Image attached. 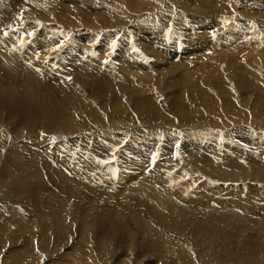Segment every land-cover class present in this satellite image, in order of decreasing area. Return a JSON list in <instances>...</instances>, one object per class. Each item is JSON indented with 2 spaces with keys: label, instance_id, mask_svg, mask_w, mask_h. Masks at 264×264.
Instances as JSON below:
<instances>
[{
  "label": "rangeland",
  "instance_id": "374dc122",
  "mask_svg": "<svg viewBox=\"0 0 264 264\" xmlns=\"http://www.w3.org/2000/svg\"><path fill=\"white\" fill-rule=\"evenodd\" d=\"M248 200L264 0H0V264H264Z\"/></svg>",
  "mask_w": 264,
  "mask_h": 264
},
{
  "label": "bare ground",
  "instance_id": "6f19581e",
  "mask_svg": "<svg viewBox=\"0 0 264 264\" xmlns=\"http://www.w3.org/2000/svg\"><path fill=\"white\" fill-rule=\"evenodd\" d=\"M97 1V0H96ZM111 1V0H110ZM124 1V0H123ZM132 1V0H131ZM137 1V0H136ZM108 2H109V0H108ZM19 3H21V2H19ZM125 3V2H124ZM142 3V2H141ZM203 3H205V2H203ZM127 4V3H126ZM131 4H134V3H131ZM12 5V4H11ZM24 5V4H23ZM90 5V4H89ZM137 5V4H136ZM135 5V6H136ZM139 5V4H138ZM87 6V5H86ZM92 6H94V5H92ZM129 6V5H128ZM141 6V5H140ZM67 7V6H66ZM198 7V6H197ZM203 7H205V6H203ZM80 8V7H79ZM206 8H207V6H206ZM87 9V8H86ZM204 9V8H203ZM212 9V8H211ZM132 10V9H131ZM202 10V9H201ZM207 10V9H206ZM92 11V10H91ZM133 11V10H132ZM150 11V10H149ZM204 11V10H203ZM220 11V10H219ZM152 12V11H151ZM197 12V11H196ZM79 13V12H78ZM96 13V12H95ZM102 13V12H101ZM260 13V12H259ZM74 14V13H73ZM89 14V13H88ZM108 14V13H107ZM244 14V13H243ZM81 15V14H80ZM141 15V14H140ZM95 16V15H94ZM97 16V15H96ZM233 16V15H232ZM73 17V18H72ZM105 18H106V15L104 16ZM70 18V17H69ZM71 18L74 20V16H71ZM70 18V19H71ZM94 18H96V17H94ZM102 18V17H101ZM120 18V17H119ZM86 19V18H85ZM109 19H110V16H109ZM136 19V18H135ZM160 19V18H159ZM77 20H79V19H77ZM112 20V19H111ZM114 20H116V19H114ZM75 21V20H74ZM104 21H106V20H104ZM108 21L109 20H107V23H108ZM113 21V20H112ZM117 21V20H116ZM77 22V21H76ZM94 22V21H93ZM100 22V21H99ZM98 22V23H99ZM260 22V21H259ZM69 23H71V22H69ZM86 23V22H85ZM88 23V22H87ZM97 23V24H98ZM110 23V22H109ZM115 23H117V22H115ZM258 23V22H257ZM72 24V23H71ZM70 24V25H71ZM120 24V23H119ZM80 25V24H79ZM85 25V24H84ZM89 25H90V23H89ZM112 26V25H111ZM111 26L109 27V28H111ZM81 27V26H80ZM82 27H83V25H82ZM85 27H86V25H85ZM95 27V26H94ZM100 27V26H99ZM113 27V26H112ZM74 28V27H73ZM89 28V27H88ZM96 28V27H95ZM114 28V27H113ZM82 29V28H81ZM105 29H106V27H105ZM112 29V28H111ZM116 29V28H115ZM208 29V28H207ZM109 30V29H108ZM157 32V31H156ZM15 34V33H14ZM140 34V33H139ZM150 34V33H149ZM212 34V33H211ZM146 35V34H145ZM163 36V35H162ZM155 37V36H154ZM10 40V39H9ZM161 40V39H160ZM31 41V40H30ZM202 41V40H201ZM162 42V41H161ZM169 44V43H168ZM199 44H202V42L200 43L199 42ZM128 46V45H127ZM197 48H199V47H197ZM254 48V47H253ZM158 49V48H157ZM191 49V48H190ZM193 49V48H192ZM218 49V48H217ZM246 49V48H245ZM248 49V48H247ZM255 49V48H254ZM155 50V49H154ZM153 50V51H154ZM159 50V49H158ZM82 51V50H81ZM151 51H152V48H151ZM157 51V50H156ZM181 51V50H180ZM161 52V51H160ZM159 52V53H160ZM231 52H233V51H231ZM155 53V52H154ZM175 53V52H174ZM17 54V53H16ZM20 55H22V54H20ZM153 55H155V54H153ZM26 57V56H25ZM190 57V56H189ZM198 57V56H197ZM199 58V57H198ZM169 59V58H168ZM201 59H202V57H201ZM133 60V59H132ZM137 60H139V59H137ZM156 60V59H155ZM185 60V59H184ZM183 60V61H184ZM191 60V59H190ZM82 61V60H81ZM74 62V61H73ZM84 63H86V62H84ZM156 63V62H155ZM201 63V62H200ZM206 64V63H205ZM13 65V64H12ZM42 65V64H41ZM85 65V64H84ZM153 65V64H152ZM169 65V64H168ZM188 65V64H187ZM190 65V64H189ZM207 65V64H206ZM206 65H203L204 66V69L206 68L207 69V66ZM93 66H94V64H93ZM134 66H135V63H134ZM133 66V67H134ZM140 66H141V64H140ZM202 66V67H203ZM42 67H43V65H42ZM169 67V66H168ZM173 67V66H172ZM177 67V66H176ZM201 66H200V68H202ZM210 67H211V65H210ZM86 68H88L87 66H86ZM86 68L84 67V70H86ZM92 68V67H91ZM94 68V67H93ZM171 68V67H170ZM175 68V67H174ZM94 69H96V68H94ZM177 69L179 70L180 68H178L177 67ZM177 69H176V71H177ZM203 68H202V70H204ZM211 69H212V67H211ZM88 70V69H87ZM89 70H90V68H89ZM106 70V69H105ZM131 70V69H130ZM171 70H175V69H171ZM82 71V70H81ZM90 71H93L92 69L90 70ZM95 71V70H94ZM93 71V72H94ZM182 71V70H181ZM192 71V70H191ZM194 71V70H193ZM16 72V71H15ZM47 72V71H46ZM130 72V71H129ZM106 73V72H105ZM109 73V75H110V71L108 72ZM118 73V72H117ZM120 73V72H119ZM193 73V72H192ZM103 74H104V72H103ZM107 74V73H106ZM123 74V73H122ZM132 74H134V73H132ZM184 74V73H183ZM187 74V73H186ZM185 74V75H186ZM92 75V74H91ZM190 75V74H189ZM192 75V74H191ZM191 75H190V78H191ZM82 76H84V75H82ZM96 76V75H95ZM120 76H122V75H120ZM124 76V75H123ZM129 76V75H128ZM135 76V75H134ZM193 76H194V74H193ZM103 77V76H102ZM106 77V76H105ZM118 77V76H117ZM125 77V76H124ZM131 77V76H130ZM179 77V76H178ZM181 77V76H180ZM186 77V76H185ZM216 77H218V75H216ZM19 79H21L20 77H18ZM30 78V77H29ZM84 78V77H83ZM104 78V77H103ZM106 78H108V77H106ZM105 78V79H106ZM120 78V77H119ZM182 78H184V77H182ZM92 79V78H91ZM102 79V78H101ZM140 79V78H139ZM180 79V78H179ZM185 79H187V77L186 78H184V80L182 81V79H181V81L184 83V81H185ZM217 79H219V77L217 78ZM16 80V79H15ZM103 80V79H102ZM25 81V80H24ZM89 81H91V80H89ZM93 81H94V78H93ZM106 81V80H105ZM112 81H113V79H112ZM116 81H118V80H116ZM123 81V80H122ZM134 81H136V80H134ZM20 82V81H19ZM83 82V81H82ZM92 82V81H91ZM186 82V81H185ZM188 82V81H187ZM222 82V81H221ZM85 83V82H84ZM197 83L199 84V82L197 81ZM196 83V84H197ZM202 81H201V85H202ZM204 83H205V81H204ZM203 83V84H204ZM91 84V83H90ZM95 84L97 85V83L95 82ZM102 84V83H101ZM108 84V83H107ZM114 84V83H113ZM207 84V83H206ZM23 85H24V83H23ZM95 85V86H96ZM106 85V84H105ZM180 85H181V83H180ZM183 85V84H182ZM185 85V84H184ZM194 85V84H193ZM26 86V85H25ZM116 86H117V83H116ZM203 86H205L206 87V85L204 84ZM192 88H193V90H192V94L191 95H193V91L194 92H196V89H194V87L195 86H191ZM201 87V86H200ZM204 87V88H205ZM229 88H230V86H228ZM104 88V87H103ZM196 88V87H195ZM206 89H208V88H206ZM200 90H201V88H200ZM209 90V89H208ZM225 90H227V89H225ZM230 90H231V88H230ZM197 92H199L200 93V91H198L197 90ZM202 92V91H201ZM230 92V91H229ZM229 92L227 91V93H228V95H229ZM204 94H206V93H204ZM188 95H190L189 93H188ZM191 95H190V97H191ZM199 95H201V93L199 94ZM231 95V94H230ZM185 96H187L186 95V93H185ZM194 97H195V94L193 95ZM196 96H197V94H196ZM201 96H203V93H202V95ZM206 96L207 97H209V95H207L206 94ZM188 97V96H187ZM194 97H192V98H194ZM203 97H205V96H203ZM192 98H189V100H192ZM198 98V97H197ZM201 97L199 96V99H200ZM210 98V97H209ZM217 98V97H216ZM184 99H185V101L187 102V98L186 97H184ZM202 99H206V98H202ZM180 100V99H179ZM178 99L177 100H175L176 102H179L180 103V107H183L184 106V104L183 103H185V104H187L185 101L183 102V101H179ZM208 101V100H207ZM183 102V103H182ZM204 102V101H203ZM181 103H182V106H181ZM207 104V103H206ZM211 106V105H210ZM232 106V105H231ZM23 107V106H22ZM42 108L44 107V106H41ZM132 107V106H131ZM149 107V106H148ZM187 107V106H186ZM151 108V107H150ZM41 109V108H40ZM44 109V108H43ZM148 109V108H147ZM153 109V108H152ZM192 109H193V107H192ZM151 111V110H150ZM53 113V112H52ZM194 114V113H193ZM150 115H152L151 113H150ZM189 115V114H188ZM187 115V116H188ZM201 115H203V114H201ZM181 116V115H180ZM194 116H195V114H194ZM44 117V116H43ZM156 117V116H155ZM157 118H159V117H157ZM189 119V118H188ZM192 122V121H191ZM251 122V121H250ZM256 124V123H255ZM244 131V130H243ZM243 139V138H242ZM247 140V139H246ZM202 141V140H201ZM244 141H245V139H244ZM212 145V144H211ZM217 145V144H216ZM197 147V146H196ZM204 148V147H203ZM222 151V150H221ZM220 151V152H221ZM231 151V150H230ZM201 152H203V151H201ZM205 152V151H204ZM219 152V153H220ZM232 152V151H231ZM215 153V152H214ZM217 153V152H216ZM215 153V154H216ZM197 154H199V153H197ZM205 154V153H204ZM208 154V153H207ZM212 154V153H211ZM230 154H232V153H230ZM16 155V154H15ZM190 155V154H189ZM201 155H202V153H201ZM200 155V156H201ZM221 155V154H220ZM224 154H222V156H223ZM233 155V154H232ZM21 156V155H20ZM19 156V157H20ZM199 155H198V157H200ZM205 156V155H204ZM207 156V155H206ZM221 156V157H222ZM225 156H227V155H225ZM236 156V155H235ZM22 157V156H21ZM190 157H192V156H190ZM200 158H202V157H200ZM214 158V157H213ZM255 158H258V157H256V156H250V159H251V161H249V166H246L248 169L249 168H254L255 166H253V165H255L256 163H257V161L256 160H254ZM221 159V158H220ZM238 159V158H237ZM237 159H234V158H228L227 159V162L228 163H225L224 162V160L222 159V162H224V163H222L221 165H223L222 167H225V168H227L228 167V169L230 168H237L238 170L240 169H243L244 170V168H243V166H244V163L243 162H241V161H238ZM17 160H19V159H17ZM21 160V159H20ZM138 160V159H137ZM204 159H202V161H203ZM214 160V159H213ZM212 160V161H213ZM188 161V160H187ZM205 161H207V159H205ZM258 161H260V160H258ZM17 162V161H16ZM191 162H193L192 161V159H191ZM200 162H201V160H200ZM217 162V161H216ZM220 162V161H219ZM261 162V161H260ZM138 163V162H137ZM145 162H142V164H144ZM168 163H170V162H168ZM190 163V162H189ZM196 163H198L197 161H196ZM207 164H208V162H206ZM218 163V162H217ZM221 163V162H220ZM25 164V163H24ZM193 165H196V164H194V163H192ZM201 164H202V162H201ZM219 164V163H218ZM225 164V165H224ZM191 165V164H190ZM192 165V168L194 167ZM200 165V164H199ZM246 165V164H245ZM198 166V165H197ZM202 166V165H201ZM200 166V167H201ZM219 166V165H218ZM259 166V165H258ZM217 167V166H216ZM245 167V166H244ZM172 168V167H171ZM190 168V167H189ZM203 168V167H202ZM207 168V167H206ZM215 168V167H214ZM219 168V167H218ZM36 170H38V168L36 169ZM204 170H205V168H204ZM214 170V169H213ZM212 170V171H213ZM231 171V170H230ZM245 171V170H244ZM251 171H253V169L251 170ZM28 172V171H27ZM188 172H190V170L188 171ZM261 172V171H260ZM20 173H22V172H20ZM24 173V172H23ZM37 173V172H36ZM231 173H232V171H231ZM30 174V173H29ZM244 174H246V172L244 173ZM248 174H249V176H250V174L252 175V173L250 172V171H248L247 172V175H243V176H246V177H244V179H249V176H248ZM261 174V173H260ZM18 175V174H17ZM31 175H33V174H31ZM79 175V174H78ZM188 175H189V173H188ZM38 176V175H37ZM55 176V175H54ZM186 176V175H185ZM242 176V177H243ZM261 176V175H260ZM17 177V176H16ZM28 177V176H27ZM40 177V176H39ZM239 177V178H238ZM258 178H260V177H258ZM263 178V177H262ZM9 179V178H8ZM17 179V178H16ZM41 179V178H40ZM233 179L235 180V181H241L240 180V175H238V174H235L234 175V177H233ZM232 179V180H233ZM252 179V178H251ZM24 180V179H23ZM38 180H39V178H38ZM60 180H61V178H60ZM66 180V179H65ZM68 180V179H67ZM41 182V181H40ZM128 182V181H127ZM132 182V181H131ZM130 182V183H131ZM6 183V182H5ZM31 183H33V184H35L34 182H31ZM43 183V182H42ZM69 183V182H68ZM39 184V183H38ZM29 185H30V183H29ZM28 185V186H29ZM75 187V186H74ZM11 189V188H10ZM31 190V189H30ZM72 191H73V189H72ZM74 192V191H73ZM76 192V191H75ZM79 192H80V190H79ZM121 194V193H120ZM131 194V193H130ZM134 195V194H133ZM73 197V196H72ZM123 197V196H122ZM206 198V197H205ZM46 199V198H45ZM44 199V200H45ZM50 199V198H49ZM193 199V198H192ZM198 199V198H197ZM197 199H195L194 201H197ZM203 199V198H202ZM252 199V198H251ZM255 199V198H254ZM253 200V199H252ZM39 201V200H38ZM122 201V200H121ZM62 202V201H61ZM65 202V201H64ZM169 202V201H168ZM171 202V201H170ZM202 202V201H201ZM204 202V201H203ZM56 203H57V201H56ZM193 203V202H192ZM170 204V203H169ZM171 204H173L172 202H171ZM194 204H196V203H194ZM203 204V203H202ZM58 205V204H57ZM67 205V204H66ZM204 205V204H203ZM200 206V205H199ZM209 206V205H208ZM201 208V207H200ZM204 209H205V207H204ZM247 209H248V211H250V212H252L253 214H254V212L255 213H258V214H260L262 217L264 216L263 215V210H264V208H257L256 207V205L251 201V200H248V202H247ZM127 210V209H126ZM176 210V209H175ZM229 211V210H228ZM211 213V212H210ZM256 215V214H255ZM259 216V215H258ZM260 217V216H259ZM197 219V218H196ZM213 219V218H212ZM190 220V219H189ZM17 221V220H16ZM47 221V220H46ZM4 222V221H3ZM40 222V221H39ZM49 222V221H48ZM52 222V221H51ZM220 223V222H219ZM183 224V223H182ZM210 224V223H209ZM44 225V224H43ZM232 225V224H231ZM207 227V226H206ZM221 227V226H220ZM219 227V228H220ZM14 228H15V226H14ZM13 229V228H12ZM9 230V229H8ZM246 230V229H245ZM12 232H13V230H12ZM233 232V231H232ZM218 233H219V231H218ZM17 234V233H16ZM64 234V233H63ZM213 236H214V234H213ZM9 256V255H8ZM243 264H245V263H243ZM248 264V263H247Z\"/></svg>",
  "mask_w": 264,
  "mask_h": 264
}]
</instances>
